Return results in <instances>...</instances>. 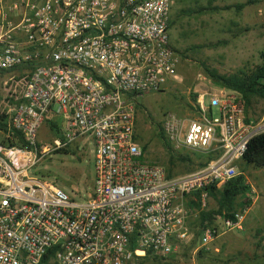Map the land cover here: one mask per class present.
<instances>
[{
  "label": "built area",
  "instance_id": "built-area-1",
  "mask_svg": "<svg viewBox=\"0 0 264 264\" xmlns=\"http://www.w3.org/2000/svg\"><path fill=\"white\" fill-rule=\"evenodd\" d=\"M172 6L173 0H0V74L9 92L20 86L0 117L7 130L0 125V133L7 139L16 131L24 141L0 140V264L166 258L206 211L209 188L237 175L235 162L264 131V114L253 124L235 90L203 91L190 114H163L162 133L174 150L216 154L202 168L168 175L146 160L137 141L135 101L177 81ZM49 114L65 118V131L52 147L39 148L37 133ZM89 141L93 179L84 200L29 174L50 151ZM246 212L204 219L201 245L242 229Z\"/></svg>",
  "mask_w": 264,
  "mask_h": 264
},
{
  "label": "rangeland",
  "instance_id": "rangeland-1",
  "mask_svg": "<svg viewBox=\"0 0 264 264\" xmlns=\"http://www.w3.org/2000/svg\"><path fill=\"white\" fill-rule=\"evenodd\" d=\"M11 2L14 0H3ZM237 0H215L221 8L214 11L198 9L207 4V0H173L170 25L171 43L178 50L180 61L177 65V81L169 84L163 91L143 94L135 101V119L137 141L145 153L147 161L161 165L172 175H183L203 166L198 162L213 152L174 150L164 138L161 121L165 112L180 115L190 114L199 93L203 91H226L214 83L204 71V66L215 68L220 73L231 74L238 70L250 72L264 62V0H256L241 13L234 8L222 6ZM214 3V2H213ZM192 8L193 14L182 13L183 8ZM182 13V14H181ZM6 74H0V117L10 102L19 95L9 92L3 83ZM213 114H216L214 110ZM264 114V101L252 97L247 108V118L253 124ZM65 118L62 115L49 114L37 133V145L52 147L53 140L62 138L65 131ZM53 122L60 129L55 136L50 128ZM2 131L7 132L2 123ZM1 132V131H0ZM14 132L5 139L0 133L3 144H18ZM16 138V139H15ZM90 142V141H89ZM78 146V145H77ZM72 149V150H71ZM92 143L79 147L71 145L68 149L52 150L41 157L29 168V174L41 176L45 180L62 188L76 200H84L91 190L93 179ZM173 162H170V157ZM178 156H188L190 160H180ZM237 174H244L249 189L239 195L231 211L247 209L240 230H228L217 236L205 246L200 243L198 219L194 220L190 235L180 242L166 258H146L140 264H264V167L253 168L235 162ZM251 185L255 192L251 191ZM218 209L217 200L210 196L206 211ZM225 210L215 215L218 220Z\"/></svg>",
  "mask_w": 264,
  "mask_h": 264
},
{
  "label": "trees",
  "instance_id": "trees-1",
  "mask_svg": "<svg viewBox=\"0 0 264 264\" xmlns=\"http://www.w3.org/2000/svg\"><path fill=\"white\" fill-rule=\"evenodd\" d=\"M214 0H207V5L202 6L198 9L199 12H203L204 10H218L219 7L216 5H211ZM253 0H248L251 2ZM245 3H237L233 5L226 6L227 8H234L237 12L240 11L244 7ZM182 13L185 14H193L196 11L190 7L183 8L181 10ZM181 13V14H182ZM174 19L171 18L169 21V28L172 25ZM173 46V44H172ZM173 49L177 52V48L173 46ZM204 71L206 74L213 80L214 83L218 84L221 87H224L229 90H235L239 92L244 99L245 102V113L247 114V108L251 103L252 97H258L264 101V62L258 66H256L250 72H245L243 70H238L237 72L231 74L220 73L215 68H209L204 66ZM2 126L3 124L0 123ZM50 128L54 132L55 136H59L60 129L53 122H50ZM15 136L18 137L16 143L24 144V141L20 138L18 132L14 131ZM76 146V144H74ZM68 149V148H67ZM72 150V149H71ZM198 157L201 160L198 162L199 166L205 165L209 160L213 159V156L207 155L205 161H203V157L198 153ZM180 160H190L188 156H178ZM240 162L245 166H250L253 168L264 167V131L256 133L253 135L248 143L247 147L239 159ZM170 162H173V157H170ZM168 175H172L168 172ZM249 189L248 184L245 182V177L243 172L241 171L239 174L229 179L228 181L222 184H213L209 188V196H214L217 200L218 209L213 211H203L199 214V222L204 219L212 220L215 215L220 214L221 210H225L224 216H231L234 203L236 198L245 193ZM217 213V214H216ZM222 214V213H221ZM146 258H155L158 257H146ZM144 258V259H146ZM143 259V260H144ZM44 261V260H43Z\"/></svg>",
  "mask_w": 264,
  "mask_h": 264
},
{
  "label": "crops",
  "instance_id": "crops-1",
  "mask_svg": "<svg viewBox=\"0 0 264 264\" xmlns=\"http://www.w3.org/2000/svg\"><path fill=\"white\" fill-rule=\"evenodd\" d=\"M255 1H256V0H253V1H251V2H248V0H237V1H234V2H232V3L225 4L224 6H222V8L226 9V6H228V5H233V4H237V3H245L244 7H243L240 11H238L239 13H241L242 10H244L245 8H247L249 5H251V3L255 2ZM213 2H214V3H213ZM206 5H207V4H206ZM211 5H212V6H213V5H216V6H218L219 8H221V6H220L219 4H215V0L212 1ZM227 9H229V8H227ZM209 11H210V10H209ZM251 191L255 192V189H254V187H252V185H251Z\"/></svg>",
  "mask_w": 264,
  "mask_h": 264
}]
</instances>
